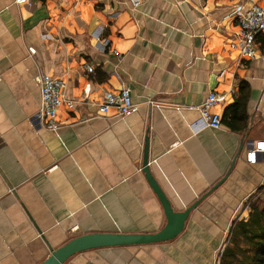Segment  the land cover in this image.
<instances>
[{"label": "crops", "instance_id": "1", "mask_svg": "<svg viewBox=\"0 0 264 264\" xmlns=\"http://www.w3.org/2000/svg\"><path fill=\"white\" fill-rule=\"evenodd\" d=\"M253 4L264 0H0V264H40L80 234L160 230L145 155L174 210L197 203L183 231L66 264H216L264 192L262 154L248 160L264 141V31L243 56L235 16ZM41 74L75 100L59 108L57 132L39 116ZM124 86L136 110L100 112ZM212 91L224 96L221 126L194 130Z\"/></svg>", "mask_w": 264, "mask_h": 264}, {"label": "built area", "instance_id": "2", "mask_svg": "<svg viewBox=\"0 0 264 264\" xmlns=\"http://www.w3.org/2000/svg\"><path fill=\"white\" fill-rule=\"evenodd\" d=\"M146 0H128L130 6L134 9L140 7ZM16 2H29V0H16ZM235 16L239 25V44L243 56L254 58L256 56V36L264 31V6L253 4L248 8L241 5L235 9ZM29 51L34 53V48L30 47ZM86 69L93 71L91 64H86ZM40 84L41 103L39 116L45 122L48 129L57 132L61 123L57 119L58 110L62 105L73 109L75 100L66 96L65 81L60 77H53L49 74L37 76ZM224 99V96L218 92H209L204 102L199 106L200 117L193 123L194 130H201L205 127L218 128L221 126V116L214 111L215 106ZM115 108L117 114L125 116L136 110V104L132 99L131 89L124 86L118 91H106L102 100L98 103L99 111L105 113L109 108ZM258 153L262 154L264 160V141L259 142L257 146L249 152L248 160L255 162ZM216 264H219L217 260Z\"/></svg>", "mask_w": 264, "mask_h": 264}, {"label": "water", "instance_id": "3", "mask_svg": "<svg viewBox=\"0 0 264 264\" xmlns=\"http://www.w3.org/2000/svg\"><path fill=\"white\" fill-rule=\"evenodd\" d=\"M143 166L146 179L157 194L166 216V223L160 230L154 233L91 232L80 234L72 237L61 246L55 249L52 248L49 256L40 262V264H66L73 255L85 250L158 243L170 240L181 233L190 211L197 203L182 211L174 210L150 172L147 155L144 157Z\"/></svg>", "mask_w": 264, "mask_h": 264}, {"label": "trees", "instance_id": "4", "mask_svg": "<svg viewBox=\"0 0 264 264\" xmlns=\"http://www.w3.org/2000/svg\"><path fill=\"white\" fill-rule=\"evenodd\" d=\"M249 206L247 218L234 220L219 264H264V192L252 195Z\"/></svg>", "mask_w": 264, "mask_h": 264}, {"label": "rangeland", "instance_id": "5", "mask_svg": "<svg viewBox=\"0 0 264 264\" xmlns=\"http://www.w3.org/2000/svg\"><path fill=\"white\" fill-rule=\"evenodd\" d=\"M226 244V243H225ZM218 260H219V258H218ZM217 262V261H216Z\"/></svg>", "mask_w": 264, "mask_h": 264}]
</instances>
